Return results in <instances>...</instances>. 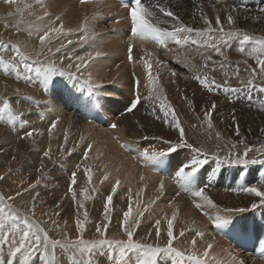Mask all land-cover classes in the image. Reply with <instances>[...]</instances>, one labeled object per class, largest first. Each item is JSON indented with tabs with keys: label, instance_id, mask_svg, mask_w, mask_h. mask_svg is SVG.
I'll return each mask as SVG.
<instances>
[{
	"label": "bare ground",
	"instance_id": "obj_1",
	"mask_svg": "<svg viewBox=\"0 0 264 264\" xmlns=\"http://www.w3.org/2000/svg\"><path fill=\"white\" fill-rule=\"evenodd\" d=\"M80 1L41 0V3L46 6L45 8H40L35 3L34 15L36 16V24L30 28H32L35 35L42 34L37 32L36 28L41 23L38 17L43 16L44 11L50 13V16L44 18L45 24L56 21V17H59L60 19L56 23L57 26L63 25L64 33L56 38V44L64 43L65 49L63 51L67 52L71 59L61 61V54H56L54 62L66 69L69 63L76 62V56L87 57L89 53H92L94 57L96 51L105 53L102 57H94V59L88 61L89 70L76 73V79L57 75L47 85H44L43 83H38L35 79L32 82H26L23 79V75L20 78H15L13 71L8 74V72H5L4 63H0V73L6 74L4 77L6 80L2 75L0 76L6 84L5 91H0V95L8 97V95L15 92L17 94V90H19L20 94L25 93L26 95L28 93L30 95L29 99L31 98L32 100L30 105L27 101L28 97H23L26 108L24 110L29 108L27 112L25 111L24 118L30 122L28 127L36 129L33 137L21 140L11 124L0 121V177H4L3 180H0V195H5L6 197L12 195L14 201H9V203H13L14 207H18L23 212L25 207H32V197L35 196L36 190L34 189L30 193L21 191L19 197L15 196V192L34 183L27 180L29 175L41 176L46 170H51L52 177L46 185L50 186V188L43 192L46 196L39 194L36 198L35 218L38 221H48L51 207L48 208L50 209L49 211L44 207H48L49 204L56 206L57 203L60 205L59 208L63 209L60 210L61 215L76 218L77 201L74 204L70 202L71 193L59 196L58 193L60 191L57 193L54 189V182L60 180L54 179V177L56 172L61 170V167L56 165L54 161L48 166L46 163H48V158L51 156L46 158L38 155V153L42 154L46 150L50 152L52 149L50 142L44 136V127L46 125L50 127L52 121H58L56 128L51 130L54 133L53 143H56L55 140L60 138L62 142L58 145L64 143L79 147L92 145L89 151V158L84 162L77 161V159H65L67 163L76 162V165L79 162L80 166L88 163L96 171L97 177L92 181L93 188L96 191L91 193L95 195L93 197L94 200L91 201L93 202L91 207L97 208V205L104 203L111 187L116 186V181L119 180L117 192L113 195V202L122 199L127 203L128 208L131 200L132 215L141 221L138 229L140 236L151 232L154 238L155 221L160 220L161 234L166 239L167 220L172 218L173 212H176V218L173 221L174 232L177 234L178 239L180 231H184L187 237L183 243L174 244L178 249H190V241L198 229L205 233L203 238L195 237L198 241L196 246L198 252L202 253L204 247L211 243L213 245L211 256L215 257L221 264H232L229 253L235 255L238 259L245 260L246 264H263L250 257L241 255L225 243L211 227L214 222L210 216L203 214L200 209L195 207L190 192L183 193L180 190L177 191V188L174 190L170 186L172 183L170 184L169 182H175L174 175L181 166L194 158H199L192 149H179L177 152L152 162L150 166H146L142 158V152L159 148L160 142L155 138L158 135H162L164 137L171 136L175 140L177 133L168 125H164L161 121L154 118L152 104L151 106H146L142 103L137 110L130 114H124V110L129 107L133 97V73L141 77L142 86L140 91L147 94V89L143 86V82L146 81L145 72L141 70L143 58L151 53L152 59L155 61L160 53L156 54V56L152 47L136 45L133 52H136V54L141 53L142 57L139 59L141 61L135 59L133 64H128L126 57L129 43V24L125 18L126 11L122 10L112 0H98L85 4H80ZM220 1L224 3L226 9L220 8ZM161 2L163 3L162 0ZM263 4L264 0H219V2L208 1V3H205V0H171V3L165 4V6L175 12L182 22L193 28L204 27L201 13L213 21L215 26L214 21L217 15L222 20H226L228 13L233 8H236V12L233 15L237 17V20L232 28H240L252 35L264 36V12H261V7H264ZM245 6H248L249 10ZM160 15L164 20H171L169 17H164L163 14ZM85 28H87L86 32L83 31ZM225 28L226 30L228 28L226 24ZM82 37L84 38L83 40L81 39ZM10 39L12 38L7 22L6 25L0 23V60L22 65L23 59L20 53L24 52L21 50L17 52L14 47V50L9 52L10 44L15 46L19 43ZM68 40H71L72 43L68 44ZM172 43L166 47L168 52H171ZM20 46L23 47L24 45L21 44ZM36 47V44L30 45V48L34 49ZM236 47V44H233L231 48L222 50L227 57L226 67L224 68H221L218 63L224 57L217 55L213 50L201 48L188 63L178 62L174 64L178 69L191 71V76L177 70L175 71V77H173L171 75L173 70L168 72L167 66H163L159 71L161 73L163 69L164 76H160L159 82L162 91L174 106L190 142L203 146L209 151L210 159L208 163L188 181L187 187L199 188L208 185L206 194L209 195L215 204L220 206V211L217 212L216 209L208 207L206 204H203V209L204 212L211 214V216H219V218L225 220V223L219 228L216 227L218 230L226 227L244 229L252 224L255 226V235L262 237L264 236V206L252 209L247 196L232 192L230 189L260 185L264 182V164L241 167L227 163L218 164L214 159H211L212 153H217L221 157L226 156L229 151L227 145L237 143L240 139H246L247 142L256 147L264 144V132L260 131L264 129V93H261L258 88L247 86L246 79L249 76L246 75L240 79L234 76L233 73L237 65L239 66V73L243 70L242 59L245 57L236 51ZM174 51H176L175 48ZM208 55H211L213 61L217 63L214 64L213 61H209L208 67L205 68L204 57ZM237 59L240 60V63L236 61ZM252 65L255 66L254 60ZM193 68L194 70L196 68L211 72V75H207V77L220 84L221 88H213L209 92L201 87L194 77L198 75L203 78L204 76L199 71L198 73L194 72ZM230 68L234 69V71L230 70L231 73L228 72ZM21 71L25 73L27 70L21 69ZM72 71L75 72V69H72ZM226 72L228 73L227 76H225ZM90 84L103 85V88L99 92H90L88 90ZM254 84L261 85L264 84V81L257 77ZM225 85L231 91H225ZM74 86L81 93L79 97L74 94L76 93V89L72 88ZM23 87H28L29 90ZM105 92L111 93V95H104ZM84 95H87L92 103H96L101 114L105 116V125L103 127L91 122L88 123L85 119L84 110L87 107L84 108L82 102ZM183 97H187V99ZM190 101L193 103H189ZM213 102L216 104V109L211 117L213 127L209 129L207 121L204 119V109L210 108ZM156 103L158 104V101ZM16 106L13 105V108L15 109ZM0 109H2L1 103ZM20 111L22 110L20 109ZM28 113H31V115H28ZM233 113H235V117L239 121V137L235 135ZM77 114L80 116L77 117ZM114 123L117 127L109 130L108 126ZM16 128L19 129L18 121L16 122ZM26 130L28 129L26 128L24 131ZM67 131L70 132L67 135V141H65L64 137ZM217 133L220 134L219 139H217ZM81 136L84 137L83 141L80 139ZM5 137H8V141L5 140L7 139ZM217 144L224 146L223 150L216 147ZM122 146L127 148L128 152L121 150ZM3 147L15 153L11 157L5 156L4 154L6 153L3 152L5 151ZM240 148L242 150L243 145H240ZM41 156L44 160L42 163L38 162ZM30 157L32 158L31 161L33 160L32 164L30 163ZM138 162L143 164L142 169H140ZM165 164L166 170L163 169ZM104 176H107L108 179L101 182ZM161 181L164 184L163 192L159 191ZM176 185L178 184L175 182L174 187ZM63 191L65 190L63 189ZM63 191L62 193H64ZM177 192L179 193L178 196L176 195ZM197 202H199L198 199ZM70 207L72 210L68 211ZM239 207H245L247 210L244 212L223 211L224 208ZM98 208L100 207L98 206ZM83 211V209L80 210L81 213ZM99 211L98 213L101 215L103 209L100 208ZM139 212H143V216H139ZM46 213L47 215H45ZM98 216L94 223L92 222L93 218L87 220L85 239L95 238L94 230L96 225L104 222L103 217L100 218ZM67 227L69 228V226ZM73 233L77 237L76 231L73 230ZM55 235L50 232V236L58 238ZM107 236L115 239L126 238L112 230L111 225L108 227ZM148 242H153V240L150 239ZM109 249L111 250V248ZM125 252V261L119 260L118 262L135 264L138 256L136 250L128 249ZM108 254L109 252L105 254L102 251L95 253L93 264H105L104 259ZM62 259L63 264H68L66 255ZM35 264H40L38 258L35 260ZM107 264L117 263L111 257ZM162 264H192V262L187 259L180 261L175 257H167L162 260Z\"/></svg>",
	"mask_w": 264,
	"mask_h": 264
},
{
	"label": "snow or ice",
	"instance_id": "obj_2",
	"mask_svg": "<svg viewBox=\"0 0 264 264\" xmlns=\"http://www.w3.org/2000/svg\"><path fill=\"white\" fill-rule=\"evenodd\" d=\"M7 3L14 4L16 0H7ZM35 3L40 8L46 6L41 3V0H35ZM32 5L25 4L24 8H31ZM124 7L127 9L125 18L129 23V43L127 47V59L129 62H133V49L134 45L143 47L147 42H154L158 45L167 47L169 41L175 42L176 45L184 46H196L197 49L213 50L217 55L224 57L219 61L221 68L226 67L227 57L224 54L223 49L231 48L233 44H236V51L243 54L245 57L252 58L255 61V66L248 63V60H244L246 65L245 71L249 73V79L247 80V86L258 88L261 93H264V84L256 85L254 81L259 77L264 81V36L252 35L247 31L240 28H232L236 24L237 17L233 15L236 12V8H233L226 20H222L219 15L216 16L214 24L206 15L201 13V19L203 20V28H193L182 22L180 17L166 7L161 0H124ZM158 9V11H156ZM17 13H21L22 9L18 6L16 8ZM264 12V9H261ZM171 18L170 21L161 18ZM50 16V13L44 11L43 16L38 17L40 20V26L36 28L37 32L42 34L37 36L39 41L38 48L34 53L25 55L20 53L23 63L17 64L15 62L7 63L0 60V63H4L5 72L9 69L16 73V77L20 78L23 75V79L26 82H32L35 79L38 83L47 85L55 76H67L70 79H76V73L89 70L88 61L94 59V57H102L105 53L96 51L93 57L92 53H89L87 57L76 56L75 63H69L67 68L58 66L54 62L56 54H61V61L64 59H71L65 49L64 43H60L59 47L53 49L52 41L57 37H60L64 33L63 25L57 26L56 21H59V17H56V21L51 23H44V18ZM247 19V17H245ZM225 24L228 26L227 30ZM169 25V26H164ZM17 26V31H19ZM83 31H87L85 28ZM28 35H33V31L30 28ZM84 39L83 37L81 38ZM72 41L68 40V44ZM20 52V49H16ZM204 67H208V62L213 61L211 55L204 57ZM213 63H217L213 61ZM165 66L166 63L161 60L152 59V54L149 53L143 58V68L146 72V81L143 82V86L147 89L145 95L140 91L142 86L141 77L133 73V97L131 104L127 109L128 112H133L138 109V106L143 103L152 104V113L156 120H159L164 125H168L174 129L177 133L175 140L171 136L164 137L158 135L155 139L160 142L158 149H149L142 152V158L145 161L146 166H150L152 162L160 160L173 152H177L179 149L190 148L199 158H194L190 162L184 164L175 173V182L185 192H190L193 203L197 209H200L203 214L209 215L213 220L217 228H219L225 220L219 218V216H211V214L204 212L203 204L208 207L214 208L217 212L220 211V206L215 204L213 200L206 194V188L208 185L199 188L187 187L188 181L194 177L200 169L208 163L210 159L209 151L203 146L190 142L186 135L185 128L180 121L178 114L168 100L167 96L162 91L160 85V66ZM154 66L156 70L154 71ZM21 69L27 70L22 73ZM75 69V72L72 71ZM234 75L239 76V66L237 65ZM171 75L175 77V71L171 72ZM228 73H225L227 76ZM194 79L198 81V84L207 89L209 92L213 88L220 89L221 85L215 83L214 80H210L207 76L203 78L201 76H195ZM103 88V85H89L88 90L90 92H99ZM225 91H231L224 86ZM22 94L17 90L18 98ZM104 95H111V93H104ZM187 99V97H183ZM158 101V104L156 103ZM2 103V109H0V121L11 124L13 129L17 131L18 138L23 140L25 138H31L34 135L36 129L28 127L29 121L24 118L25 112H14L10 107L8 98H5ZM189 103H193L190 101ZM216 104L213 102L210 108L204 109V119L207 121V127L211 129L212 114L215 112ZM31 115V113H28ZM233 125L235 127V135L240 136L239 121L235 117V113L232 114ZM19 122V129L16 128V122ZM58 121H52L49 127V131L56 128ZM112 128H116L114 123ZM27 128L28 130L22 131ZM264 132V129L260 130ZM219 133L216 134L219 139ZM67 134H65V141H67ZM81 141L84 137H80ZM147 139V137H145ZM240 145H243L241 150ZM92 145L89 144L83 154V159L89 158V151ZM216 147L223 150L224 146L217 144ZM228 154L221 157L217 153L211 154V159H214L218 164L227 163L232 166L247 167L249 165L264 164V144L259 147L251 145L246 139H240L237 143L227 145ZM252 154V155H250ZM44 157H49V151L46 150L43 153ZM80 168V164H77V169ZM84 174L87 177L89 183L93 181V174L90 168H84ZM4 177H0L3 180ZM108 179L107 176L103 177V181ZM41 180L37 179L33 184H29L28 187L22 188L15 192V196L19 197L22 192L30 193L38 185ZM119 180L116 181V186L111 187L110 193L106 195V199L103 203V221L97 224L95 227V238L85 239V232L87 231V220L89 217L88 210H84V203L79 202V196H83L85 201L93 199L90 194L95 192L96 189H89L83 187L82 190H77V173L73 171L71 173V179L69 181L68 192L71 193V199L77 201L76 219H75V231L77 233L76 239L69 238L68 234L63 230L58 219L59 211L54 212L49 216L48 221H38L35 218V201L39 196L37 192L32 197V207H25V211H21L18 207H14V201L12 195H0V264H35V260L38 258L40 264H63V257L66 255L68 264H93L94 254L98 249L104 246L116 245L125 250L132 249L138 253L135 264H162V260L167 257H175L180 261L187 259L192 264H221L215 257L211 256V250L213 245L208 243L204 247L202 253L196 250L197 239L195 237L203 238L205 233L202 230H196L193 238L190 241L191 248L187 250H180L174 246L176 243H183L187 239L185 232L180 231L177 234L174 232L173 221L176 218V212H173L172 218L167 220L166 239L162 237L160 229V220L155 221V237H152V233L148 232L144 236H140L138 229L141 221L132 215L131 200L128 210L123 212V220L121 227L123 234L126 238L115 239L108 238L107 230L110 222V215L112 211L113 195L117 192V186ZM163 181L160 183L159 191L163 192ZM230 191L244 194L249 198V204L252 209H256L260 206H264V182L260 185H251L245 187L231 188ZM178 196L179 193L177 192ZM254 198V199H253ZM197 199L199 202H197ZM60 207L59 203L56 205ZM247 208H224V212H244ZM47 215V213L45 214ZM139 216H143V212L138 213ZM82 217V218H81ZM50 232H54L59 235L60 238H53L50 236ZM153 242H148V240ZM261 254L264 255V243L261 244ZM231 256L232 264H246L243 259H238L235 255Z\"/></svg>",
	"mask_w": 264,
	"mask_h": 264
},
{
	"label": "rangeland",
	"instance_id": "obj_3",
	"mask_svg": "<svg viewBox=\"0 0 264 264\" xmlns=\"http://www.w3.org/2000/svg\"><path fill=\"white\" fill-rule=\"evenodd\" d=\"M163 1V4L165 3V4H169V3H171V0H162ZM184 1V0H183ZM196 1H199V0H196ZM208 1H217V2H219V0H208ZM208 1L207 0H205V3H208ZM221 2V1H220ZM25 4H29V5H32V7L31 8H28V9H25L24 8V5ZM34 4H35V0H16V3H14V4H9V3H7V0H0V23H3V25H6V22H7V26L9 27V32H10V35H11V38L12 39H10V40H14L15 42L16 41H18L19 43H20V45L22 44V45H24L23 47H21L20 45H19V43L18 44H16L15 46H12V44H10V47H9V52L10 51H13L14 50V48L15 49H17V48H19L21 51H23L26 55H28V54H31V53H34V51L38 48V46H39V41H38V39H37V34L35 35L34 34V32H33V35H31V36H29L28 35V31H29V29H30V27L31 26H35V24H36V22H35V19H36V16L34 15L35 14V8H34ZM80 4H85V3H81V1H80ZM164 4V5H165ZM9 6H10V9H9ZM20 7L21 9H22V12L21 13H17V11H16V8L17 7ZM263 6H264V4H263ZM245 7H247V10H249L248 9V6H245ZM220 8L221 9H226L225 7H224V3H222L221 2V4H220ZM241 8V7H240ZM262 9H264V7H261ZM241 9H244L243 7L241 8ZM258 9H259V7H258ZM245 10V9H244ZM244 10H242V11H244ZM255 10H256V8H255ZM116 21V20H115ZM114 21V22H115ZM117 22V21H116ZM10 23V24H9ZM17 26L19 27V31H17ZM115 26V25H114ZM32 29V28H31ZM33 31V30H32ZM56 39H54L53 41H52V47H53V49L54 48H56V47H59L60 45H58V44H56ZM32 44H36L37 45V47L36 48H30V45H32ZM167 46H169V44L167 45ZM181 45H176L175 44V42L173 43V45H171V52H168L167 50H168V48H166V50H164V51H156V50H154V55H158V53H160L159 54V56H158V60H161V61H164L165 63H166V66H167V70H168V72H170L171 70H173V71H177V70H179V71H182V72H185L186 73V75H188V76H191L192 74H191V71H187V70H182V69H178L177 68V66H175L174 64L176 63H178V62H180V63H183V62H186V63H188L189 62V60L191 59V58H194L195 57V54L199 51V49H197V47L196 46H184V45H182L181 47H180ZM14 47V48H13ZM180 47V48H179ZM174 48H175V50L176 51H174ZM182 48V49H181ZM189 48V49H188ZM12 49V50H11ZM8 52V53H9ZM185 52V53H184ZM162 53H164V54H162ZM156 55V56H157ZM133 56H134V60L135 59H140L141 57H142V55H141V53H138V54H136V52L134 53L133 52ZM137 57V58H136ZM245 59H247L248 60V63L249 64H252V61H253V59L252 58H248V57H243V59H242V61H243V63H242V68H243V70H241L240 71V73H239V76H237V75H234L236 78H238V79H240V78H243L244 76H249V73L248 72H246L245 71V68H246V65L244 64V60ZM139 61H141V60H139ZM237 62H239L240 63V60H236ZM251 61V62H250ZM172 63V64H171ZM163 67V65L162 66H160V68L159 69H161ZM113 69V68H112ZM218 69V68H217ZM196 70V71H195ZM195 70H194V68H193V71L194 72H196V73H198V71L199 72H201V74H202V76H207V75H211V72H207L206 70H200V69H196L195 68ZM214 70H216V69H214ZM234 71V69L233 68H230L229 70H228V72H230L231 73V71ZM13 70H8L7 72H8V74L10 73V72H12ZM13 73V75L15 76V78H16V73L13 71L12 72ZM2 75V77L4 78L5 76H6V74H2V73H0V76ZM160 76H164V70L162 69V71H161V73H160ZM145 77V79H146V76H144ZM132 78H133V76H132ZM5 79V78H4ZM11 79V78H10ZM249 79V78H248ZM248 79H246V80H248ZM6 80V79H5ZM130 80H131V78H130ZM133 80V79H132ZM133 82V81H132ZM18 84V83H17ZM20 84V83H19ZM6 84H5V82L2 80V78L0 77V91H5V89H6V86H5ZM23 88H25V89H27L26 87H23ZM31 88V87H30ZM73 89L75 88V86L74 87H72ZM194 88V87H193ZM76 89V93L77 92H80V91H78V88H75ZM141 89V88H140ZM27 90H29V88L27 89ZM71 92H72V90H71ZM16 93V92H15ZM11 94V95H8V97L7 96H3V95H0V100H4L5 98H8V100H9V103H11V105H10V107L12 106V109H14L13 108V105H17L16 107H15V111L14 112H18V111H20V109L23 111V112H27V110H29V108H27V110H24V108H25V106H24V101H23V97H28L27 98V101H28V103L31 105V98L29 99V96L30 95H28V93H26V95H25V93L24 94H22L19 98H18V96H17V94ZM81 94V93H80ZM15 95V96H14ZM146 95V94H145ZM85 96V95H84ZM254 96H256L255 94H254ZM76 97H79V96H76ZM13 99V100H12ZM17 103H19V104H17ZM143 103V102H142ZM143 105H146V106H151V103H143ZM231 105H232V102H231ZM1 106H3L2 105V103H1ZM21 106V107H20ZM20 107V108H19ZM17 108V109H16ZM26 109V108H25ZM17 110V111H16ZM25 112V113H26ZM132 113V112H131ZM77 117H79L80 115H76ZM88 123H90L89 121H87ZM30 123V122H29ZM26 129V128H25ZM25 129H23L22 131H24ZM69 132L70 131H67L66 132V134L67 135H69ZM44 136H45V138L47 139V141L48 142H50V144H51V147H52V149L50 150V152H49V156H51L50 158H48V163H46L48 166H50L51 165V163L54 161L55 163H56V165H58V166H60L61 167V170L60 171H57L56 172V176L54 177V179H60L59 181H56V182H54V189L57 191V193H58V195L59 196H61V194L64 196V195H68L69 194V192H68V186H69V184H68V182L70 181V179H71V173L73 172V171H76V173H77V185L75 186L76 187V189L77 190H82V188L83 187H88L89 189H92L93 187H94V185L92 184V183H89L88 182V180H87V177L85 176V174H84V168H90L91 169V171H92V174H93V180L97 177V175H96V171L94 170V169H92L91 167H90V165L88 164V163H85V164H83V165H81L80 166V168L79 169H77V165L75 164L76 162H66L65 161V159H77V161L79 160V161H82V162H84L85 160H83V154H84V152H85V150L87 149V147L86 146H71V145H67V144H62V145H58V144H60L61 142H62V140L60 139V138H58V139H56L55 141H56V143H53V139H54V133L52 132V131H49V127H48V125H46L45 127H44ZM5 138H7V139H5V140H7L8 141V137H5ZM5 144V143H4ZM8 145V144H7ZM5 147H6V144H5ZM5 147H3V150L5 149V151H3V152H5L6 154H4L5 156H8V157H11L15 152H13L12 150H7ZM122 148H123V146H122ZM122 150V149H121ZM8 151V152H7ZM8 153V154H7ZM38 155L40 156V155H42L43 156V153L42 154H39L38 153ZM41 156V160L39 159L38 160V162H40V163H42V161L44 162V160L42 159L43 157ZM31 157H30V163L32 164L33 163V160L31 161ZM79 163V162H78ZM77 163V164H78ZM139 163V165H140V169H142L143 168V164L142 163H140V162H138ZM36 177V178H35ZM51 177H52V175H51V170L49 171H45V173L43 174V175H41V176H34V175H29L28 176V178H27V180L28 181H33V182H35L37 179H40L41 180V183H40V185H38L36 188H35V190H36V193H37V191H38V193L40 194V195H43V196H46L43 192L45 191V190H47L48 188H50V186H46L48 183H49V181H50V179H51ZM65 177V178H64ZM171 185L170 186H172L173 187V189L174 190H176V187H174L175 186V182H169ZM63 189L65 190V191H63ZM62 191L64 192V193H62ZM177 191H179L178 189H177ZM91 194V193H90ZM93 197L95 196L94 194H91ZM50 198H53V197H50ZM79 201L80 202H82V203H84V206H85V208L83 209V210H85L87 207V209L86 210H88L89 211V217H88V220L91 218H93V223L95 222V220L96 219H98L97 218V216L99 215V213H100V208H102L103 209V202L102 203H100L99 205H97V208L96 207H91L92 206V204H93V202H91V201H93L94 199H90V200H87V201H85V200H83V196H79ZM101 199V198H100ZM70 202L71 203H75V201L73 202V200L72 199H70ZM98 206L100 207V208H98ZM51 207V208H50ZM90 207L92 208V211L94 212H92L91 211V209H90ZM44 208H50L51 209V213H50V215H52L54 212H57V211H59V213H60V215H59V217H55L56 219H58V221H59V223H60V225H62L63 227L62 228H64V230L66 231V233L68 234V236H69V238H71V239H76V237L74 236V233H73V230L75 231V219L73 218V217H69V216H66V215H61V212H60V210H63L62 208H57L56 206H51L50 204H49V206L48 207H44ZM43 208V209H44ZM111 208H112V211H111V218H110V223H109V225H111V228H112V230H114V231H116L118 234H121L122 236H124V234H123V229H122V227H121V224H122V220H123V212H125V211H127L128 210V208H127V203L124 201V200H122V199H120V201L119 200H117V201H115V202H113V204H112V206H111ZM50 209H48V211L50 210ZM54 209V210H53ZM69 210L68 211H71L72 209H71V207L70 208H68ZM90 209V210H89ZM93 209H95V210H93ZM67 210V209H66ZM97 210V211H96ZM98 211H99V213H98ZM103 212V211H102ZM92 213V214H91ZM98 215H97V214ZM90 214H91V217H90ZM96 215V216H95ZM98 217H103V215L101 214V215H99ZM71 218H72V221H71ZM73 219H74V221H73ZM64 222V223H63ZM65 224H67V225H65ZM67 226H69V228L67 227ZM67 227V228H66ZM69 231V232H68ZM72 231V232H71ZM53 234H56V233H54V232H52ZM92 234V233H91ZM93 235V234H92ZM91 235V236H92ZM55 236H57L58 238H60L59 237V235L58 234H56ZM94 236V235H93ZM125 237V236H124ZM124 239V238H123ZM112 246H114V245H112ZM108 247L107 245H106V247L104 246L103 248H100V250L98 249L97 250V252H96V254L97 253H99L100 251H102L103 253H108L109 252V254H108V256H105L106 258L104 259V261H105V264H107V262H108V260L111 258V257H113L115 260H116V263L117 264H122V263H119L118 261L120 260V261H125V258H126V255H124V253L126 254V250H124L123 248H121V247H119V246H114V247ZM108 247V248H107ZM109 248H111V250H113V251H115V252H113V251H111ZM113 248V249H112ZM121 249V250H120ZM107 252H106V251ZM110 250V251H109ZM113 252V253H112ZM117 253H118V257H117ZM111 254H112V256H111ZM115 254V255H114ZM123 255V256H122Z\"/></svg>",
	"mask_w": 264,
	"mask_h": 264
}]
</instances>
